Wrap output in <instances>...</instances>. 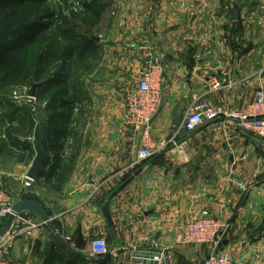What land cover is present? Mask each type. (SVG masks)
<instances>
[{
  "label": "crops",
  "instance_id": "obj_1",
  "mask_svg": "<svg viewBox=\"0 0 264 264\" xmlns=\"http://www.w3.org/2000/svg\"><path fill=\"white\" fill-rule=\"evenodd\" d=\"M239 2L264 6V0H100L104 36L86 52L100 62L71 92L84 96L87 129L112 141H58V153L54 145L42 147L48 163L36 181L27 178L29 150L20 159L0 151L1 187L13 200L44 207L68 246L52 248L58 239L51 229L23 211L0 238V245L9 242L10 264H62L61 255L73 264H143L134 259L136 248L158 250L170 264H203L207 249L181 243L180 235L206 210L228 225L222 250L235 264H264V141L238 137L226 120L181 133L194 103L245 109L264 88V59L243 63L232 59L231 41L199 39L230 34L232 26L220 19L232 17V3ZM150 55L163 82L150 138L165 143L180 133L181 149L168 146L136 164L141 134L122 126V114ZM254 62L260 69H251ZM98 238L108 242V258L91 254Z\"/></svg>",
  "mask_w": 264,
  "mask_h": 264
},
{
  "label": "rangeland",
  "instance_id": "obj_2",
  "mask_svg": "<svg viewBox=\"0 0 264 264\" xmlns=\"http://www.w3.org/2000/svg\"><path fill=\"white\" fill-rule=\"evenodd\" d=\"M82 1H89L91 3L93 0H48L43 6L26 5L24 8H21L22 17L31 14L33 16H43L51 12L55 16L51 22L52 27L50 31L31 45L23 55V79H21L18 85L4 90L0 94V151L14 156L11 158L20 159L21 155L25 156L28 149L31 153L27 162L28 166L32 164L36 156L33 142L37 126H40L42 147L44 148V145L45 147L55 145L54 152H58L56 149L57 141L111 140L110 134L107 136L104 132L102 135V131L98 129H87V122L85 123L87 115L82 100L84 96L79 97L74 94L77 83L84 80L86 67L95 68L100 62L99 58L93 56V58L89 57L85 60H73L71 80L69 84L65 85V89H61L60 86L54 84H44L37 89L35 100H30L28 96L32 87L31 82L33 81L38 84L49 79L55 73L57 65L60 63L58 60L53 61L46 66L47 68L40 65L39 57L46 51L49 44L47 41L55 38L58 39V42L61 41L62 44L58 45V49H65L76 44L77 40H82L81 37L101 42V38L104 36L100 34L102 19L97 20L92 12H86L82 7ZM237 11L240 17L239 20L234 21L233 15ZM7 22H9V18H7ZM206 22L211 25L212 19H206ZM219 24L229 27L231 25V33H205L199 35V39L203 37L206 42L211 41L213 37L226 39V41L229 40L232 42V59L244 60L243 63L247 61L246 59H253L255 62L258 60L263 61L264 6L259 9V6L246 2L232 3V17L221 18ZM62 29L71 31L72 38L69 42L62 41L64 38L59 35V30ZM2 30L3 28L0 27V31ZM196 36L195 34L190 35L192 37L190 40H195ZM83 45L84 43L79 45L81 49H79L78 53L83 51ZM53 51H56V48ZM256 65L255 63L251 69H260L261 65ZM71 89H75V91L71 92ZM15 92H18L21 97L19 101L15 98ZM69 93L71 94L69 95ZM53 98H55L57 105L54 102L48 105L49 101ZM59 99H63L64 101L68 99L73 102L69 108H56L59 105ZM57 115L60 116L56 117ZM124 117L125 107L122 114V126L129 130V127L124 122ZM234 129H236L238 137L249 140L253 139L235 126ZM117 138H114L113 141H116Z\"/></svg>",
  "mask_w": 264,
  "mask_h": 264
},
{
  "label": "built area",
  "instance_id": "obj_3",
  "mask_svg": "<svg viewBox=\"0 0 264 264\" xmlns=\"http://www.w3.org/2000/svg\"><path fill=\"white\" fill-rule=\"evenodd\" d=\"M157 63L150 55L145 61L140 82L125 99L124 122L127 127L141 134V142L137 146L136 164L164 152L168 146H172V151L174 149L176 153H180L181 149L179 141H181L182 135L180 133L175 134L169 142L165 143H156L150 138L151 124L163 105V82L156 74L159 69ZM14 94L19 101L21 97L18 92ZM220 120L229 121L245 135L264 141V88L257 89L254 101L245 109L229 107L225 104L214 105L203 101L194 103L184 117L181 133L190 135L205 124ZM181 145L186 148L187 143L182 142ZM27 185L29 184L27 183ZM13 206L14 200L0 185V220H8L12 214ZM30 227H37V225L33 224ZM227 231L228 225L206 210L200 214L199 219L191 221L183 227L180 242L185 245L205 247L207 256L203 264H235L230 255L222 250ZM7 248H10L9 242L0 245V264H10L5 254ZM110 251V246L105 239L98 238L92 241L91 254L97 259L104 258Z\"/></svg>",
  "mask_w": 264,
  "mask_h": 264
},
{
  "label": "trees",
  "instance_id": "obj_4",
  "mask_svg": "<svg viewBox=\"0 0 264 264\" xmlns=\"http://www.w3.org/2000/svg\"><path fill=\"white\" fill-rule=\"evenodd\" d=\"M47 1L48 0H0V27L3 28V30L0 31V94L2 91L18 85L21 79H23V55L27 52L31 45L36 43L43 35H46L47 32L50 31L52 27L51 22L55 17L53 12L48 14L46 13L43 16H33L31 14L29 16L22 17L21 8H24L26 5L43 6L47 3ZM99 2L100 0H93L91 3L89 1H84L82 3L83 9H85L86 12H92L97 20L101 18L98 5ZM7 18H9V22H7ZM59 32V35L64 38L62 41L69 42L71 40L72 36L70 30L62 29L59 30ZM81 39V41L77 40L76 44L66 47L65 49H58V45L60 46L62 43L61 41L58 42V39L56 38L47 41V43H49L48 47L39 57L40 65L47 68L46 66L53 61L58 60L60 63L57 65L55 73L49 79L38 83V88L44 84H54L60 86L61 89H65V85L69 84L71 80L73 60H85L89 57L93 58L92 54L89 53L86 55V52H91V49L96 45V41L85 37H81ZM81 43H84L83 51L78 53L79 49H81L79 46ZM54 48H56V51H53ZM91 68L88 66L86 67L87 70H91ZM35 80L37 81V79ZM53 102L57 105L55 98L50 100L48 105H51ZM72 102L73 101L68 99L65 101L63 99H59V105L58 107L56 106V108H69ZM59 116L60 115H57L56 117ZM47 163L48 161L45 153L43 171L47 166ZM43 171L41 174H43ZM56 243L52 245V248L56 249L57 245L68 248L67 245L58 240H56ZM110 254L111 253L103 259L108 258ZM60 259L63 262L62 264H73L72 260L64 259L63 255L60 256Z\"/></svg>",
  "mask_w": 264,
  "mask_h": 264
},
{
  "label": "water",
  "instance_id": "obj_5",
  "mask_svg": "<svg viewBox=\"0 0 264 264\" xmlns=\"http://www.w3.org/2000/svg\"><path fill=\"white\" fill-rule=\"evenodd\" d=\"M239 17H240L239 12L237 11L233 15V20L237 21L239 20ZM31 85L32 87H31V90L28 96L31 99H36L37 89L39 87V84L32 81ZM34 137L35 139H34L33 145H34L36 156L27 173V178L32 181H36L40 177L42 170H43V165L45 162V152L41 145L40 126L36 127ZM23 211H31L35 213L36 215H38L42 219V221L51 229L55 237L60 242L66 245L62 237L57 232L53 224L52 218L48 215L44 207H42L41 205H39L38 203L34 201L27 200V199L14 200L12 214L10 215V217L4 224L0 232V238L4 237L10 231V229L13 227L16 217H18ZM133 256L137 262L143 263V264H159V262H161V264H170L169 259L164 258V256L158 250L149 252V251H144L142 249L136 248L134 250Z\"/></svg>",
  "mask_w": 264,
  "mask_h": 264
}]
</instances>
